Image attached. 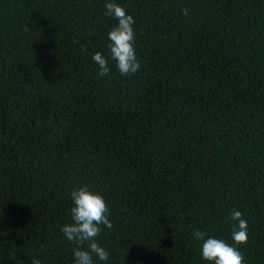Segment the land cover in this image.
Returning a JSON list of instances; mask_svg holds the SVG:
<instances>
[{
  "label": "trees",
  "instance_id": "obj_1",
  "mask_svg": "<svg viewBox=\"0 0 264 264\" xmlns=\"http://www.w3.org/2000/svg\"><path fill=\"white\" fill-rule=\"evenodd\" d=\"M107 2L0 0V264H74L82 185L113 225L94 264H209L194 230L264 264V0H112L135 20L129 76Z\"/></svg>",
  "mask_w": 264,
  "mask_h": 264
},
{
  "label": "clouds",
  "instance_id": "obj_2",
  "mask_svg": "<svg viewBox=\"0 0 264 264\" xmlns=\"http://www.w3.org/2000/svg\"><path fill=\"white\" fill-rule=\"evenodd\" d=\"M105 16L117 21L107 38L109 43V58L122 76L135 74L140 69L134 48L135 20L126 10L112 0L105 3ZM181 13L189 14V9L182 8ZM92 60L98 66L97 75L105 76L110 72L108 58L101 52H95ZM72 207L70 208L71 222L60 227L63 237L77 245L73 249L74 264H94L93 257L100 261H107L109 252L97 242L102 226L108 229L113 227L109 219V208L99 193L92 192L87 185L73 190L70 193ZM230 218L235 223L231 239L234 245L247 243L248 222L242 218L239 211L233 210ZM193 238L202 241L200 248L201 258L209 264H243V256L237 247L229 245L225 240L208 236L204 231L194 230ZM208 236L207 239L205 237ZM31 264H41L36 258H31Z\"/></svg>",
  "mask_w": 264,
  "mask_h": 264
}]
</instances>
